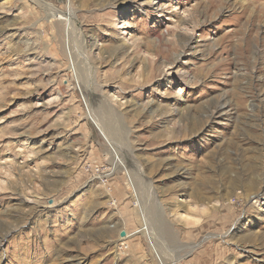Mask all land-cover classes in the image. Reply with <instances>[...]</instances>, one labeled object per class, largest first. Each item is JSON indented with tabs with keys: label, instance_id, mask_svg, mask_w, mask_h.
Segmentation results:
<instances>
[{
	"label": "rangeland",
	"instance_id": "obj_1",
	"mask_svg": "<svg viewBox=\"0 0 264 264\" xmlns=\"http://www.w3.org/2000/svg\"><path fill=\"white\" fill-rule=\"evenodd\" d=\"M76 263L264 264V0H0V264Z\"/></svg>",
	"mask_w": 264,
	"mask_h": 264
},
{
	"label": "bare ground",
	"instance_id": "obj_2",
	"mask_svg": "<svg viewBox=\"0 0 264 264\" xmlns=\"http://www.w3.org/2000/svg\"><path fill=\"white\" fill-rule=\"evenodd\" d=\"M122 44H124V43H121V45ZM123 46V45H122ZM178 57H179V55H176V57L173 59V61L172 62H170V63H168V66H173L174 65V63L177 61V59H178ZM110 111L111 112H114L113 111V109L112 108H110ZM143 111V109H141V110H139V112H142ZM151 112H152V110H149V114H151ZM115 154V153H114ZM116 161H119V160H117L116 159ZM231 182V181H230ZM128 236V234H127V232H125V238ZM122 239L124 238V236L123 237H121ZM76 261V260H75ZM77 264V263H76Z\"/></svg>",
	"mask_w": 264,
	"mask_h": 264
},
{
	"label": "water",
	"instance_id": "obj_3",
	"mask_svg": "<svg viewBox=\"0 0 264 264\" xmlns=\"http://www.w3.org/2000/svg\"><path fill=\"white\" fill-rule=\"evenodd\" d=\"M119 236H120V237L125 236V232H124V231H121V232L119 233Z\"/></svg>",
	"mask_w": 264,
	"mask_h": 264
}]
</instances>
